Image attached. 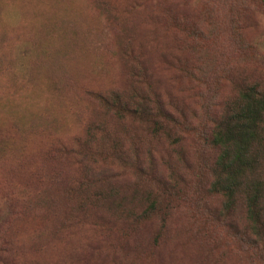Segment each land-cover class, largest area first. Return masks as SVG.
<instances>
[{
    "label": "rangeland",
    "instance_id": "374dc122",
    "mask_svg": "<svg viewBox=\"0 0 264 264\" xmlns=\"http://www.w3.org/2000/svg\"><path fill=\"white\" fill-rule=\"evenodd\" d=\"M106 1L103 6L97 0H0V216L7 218L17 197L24 199L0 227L19 244L13 264H264V258L250 259L233 238L244 227L239 208L225 215L221 198L208 190L214 148L195 150L193 132L154 137L131 117L120 122L105 114L86 94L132 88L114 57L111 19L134 18L138 44H161L160 51H147L151 91L159 83L170 90L199 134L210 125L213 110L234 96L237 83H264V0L223 5L187 0L186 9L172 11L189 25L201 24L213 39L232 31L242 42L258 44L242 55L232 45L221 61L205 67L207 85L194 92L178 69L205 61L179 53L180 27L151 5L132 11L131 0ZM197 14L209 20L201 22ZM96 30L111 33L107 47L97 45L104 38ZM89 124H102L107 138L95 132L87 145L94 154L82 156L83 163L45 156L58 143L78 152ZM110 146L127 159L103 150ZM134 149L145 177L133 167ZM94 165L110 169L111 178L92 174ZM165 187L168 193L161 194ZM153 200L156 213L138 219Z\"/></svg>",
    "mask_w": 264,
    "mask_h": 264
},
{
    "label": "trees",
    "instance_id": "16d2710c",
    "mask_svg": "<svg viewBox=\"0 0 264 264\" xmlns=\"http://www.w3.org/2000/svg\"><path fill=\"white\" fill-rule=\"evenodd\" d=\"M212 1L217 5H223L230 0H206L208 3ZM97 2L103 6L107 4L106 0H97ZM128 3L133 9L132 11L144 8L148 4L152 9L168 16L175 24V28L180 27L175 40L179 43V53L192 52L199 55L200 60L205 61L204 65L180 66L178 69L182 75L181 78L185 77L192 81L191 83L194 85L190 89L192 92L199 90L201 84L207 85V74L210 73L205 70V67H213L221 61L226 52H232V45H234L233 48L237 47L235 51H238L239 47L241 55L246 50H253L258 46L255 42H242V39L236 38L232 31L222 40L213 39L198 22L194 21L189 25L184 16L174 17L172 11L178 8L186 9L187 0H131ZM138 12L136 11L135 15ZM197 17L201 22L209 20V16L206 20L201 19L200 14H197ZM218 22L217 20L216 24ZM111 23L114 26V35L118 46L114 57L128 72L127 77L132 88L129 91L119 87L105 92L88 90L86 94L101 105L105 114H110L120 122L124 121L126 117H131L140 122L146 131L154 137L165 136L170 139L172 135L175 136L177 130L183 133L193 132L194 141L197 144L195 150H200V147L203 148L204 145L211 149L214 148L216 154L208 169L210 176L208 190L212 195L221 198V212L225 215L239 208L243 214L244 227L240 231V237H237L236 230L233 238H238V243L242 249H245L250 259L264 258V249H262L264 247V83L259 81L237 83L234 96L227 97L221 102L218 109L213 110L210 125L206 129L202 128L203 130L196 135L194 133L196 130L192 129L190 123L185 119L182 105L174 99L170 90H164L166 87L159 83L158 88H152L151 91L149 79L152 77L148 74L149 70L146 67L149 62L147 51H150L151 47L158 52L161 44L157 40L138 44L139 26L138 21L134 18L125 19L117 15L112 17ZM221 23L217 26L218 30ZM96 31L104 38L100 42L98 41L97 45L107 47L111 40V33L107 34L108 32L105 31L106 33L103 34L102 31ZM204 55L207 56L206 59L210 63L206 62ZM163 56L166 58L161 53L160 57ZM164 63L169 64V61L165 60ZM225 70H227V66L222 71ZM211 75L219 79L217 75ZM167 81L169 82L166 79L165 83ZM231 81L235 83L233 80ZM158 89L163 92H158ZM96 131L105 135L103 139L107 138L102 124H89L87 140L83 139L82 143L78 142V152L58 143L57 147L49 146L45 151V156L54 158L60 155L63 158H69L72 164L79 165L83 163L82 156L86 158L94 154L91 150H87V145L95 138ZM78 140L80 139L76 141ZM103 150L106 152L111 150L113 155L121 161L127 159V157L120 158L123 154L120 155L115 146L103 148ZM133 155L134 169L145 177L144 164L140 162L136 149L133 150ZM126 164L129 165V162ZM90 172L105 180V178H111L109 174L112 171L94 165ZM37 175H40V169H37L34 177ZM165 193H168L166 187L162 189L161 194ZM13 195L11 193L10 197L14 198ZM20 203H24L21 196L16 198L15 205ZM14 206L9 205L10 211L6 215L7 218L5 213L0 216L1 228L11 217L12 209L17 210ZM156 210L157 205L153 200L141 212L138 219L148 220L156 213ZM103 229L104 227H102ZM204 237L207 238V236ZM19 248L14 235L8 229L0 233V259L10 258L11 264H13Z\"/></svg>",
    "mask_w": 264,
    "mask_h": 264
}]
</instances>
